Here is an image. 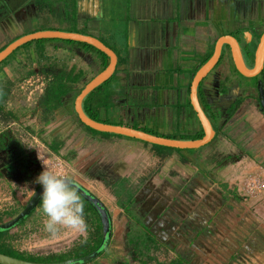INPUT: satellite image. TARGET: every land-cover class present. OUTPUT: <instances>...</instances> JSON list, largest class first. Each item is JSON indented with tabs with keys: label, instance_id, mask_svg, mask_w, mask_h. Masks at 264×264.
<instances>
[{
	"label": "crops",
	"instance_id": "crops-1",
	"mask_svg": "<svg viewBox=\"0 0 264 264\" xmlns=\"http://www.w3.org/2000/svg\"><path fill=\"white\" fill-rule=\"evenodd\" d=\"M21 6L14 7L12 13H8L10 16L6 15L0 20V44L9 37L12 30L10 25L15 23V13ZM39 7L42 11L40 14L36 10ZM36 8L28 7L37 23L27 25V34L41 30L79 33L99 40L114 53L113 73L101 84L105 85L103 94L109 95L111 99L107 107L99 109V119L107 125L138 131L172 135L176 129L178 135H193L202 130L190 103V86L197 72L213 56L216 45L222 42L216 63L201 79L196 90L197 102L214 134L204 146L179 149L192 150V154L183 156L179 152H172L159 158L142 141L128 137L104 139L89 133L74 120V92L69 93L63 106L54 111L53 123L60 125L67 120L65 127H69V131L74 128L75 137L81 142L83 139L92 147L111 145L114 148L111 153H107L108 158H91L87 166H92L88 169L92 185L86 184L92 191L102 193L106 199L99 200L88 188L85 190L104 204H111L114 200L113 204L134 202L137 196L146 194L147 187L156 188L155 193L159 195L160 202L183 203L193 196L191 174L198 171L196 184L198 189L201 186L203 189H199L201 194L197 202L209 200L213 203L208 201L206 205L203 202L204 208L197 212L196 221L195 215L187 214L188 220L198 224L199 230L195 234L201 235L206 244L209 243L208 238L212 237L216 246L225 251L224 260L229 257L237 260L239 257L248 261L251 256L255 264H264V208L261 205L256 207L254 200L241 205L237 196H240L239 187L236 191L234 186H227L231 194L225 189L214 192L210 199L205 196L207 192L213 191L207 186L212 187L210 183L217 182L213 173L225 164H232V171L237 170L239 174L251 170L256 174L252 177L264 181V52L261 73L254 76V82H242L236 78V73L246 80L254 77L243 76L236 69L228 42L231 39L237 43L242 63L246 70L251 71L264 32V0H75L67 13L60 14L63 21L68 19L66 29L42 24L47 21L45 13H56L61 9L53 10L46 6ZM37 46L30 45L19 57L16 56L19 60L16 67L13 66V59L10 63L7 61L0 71V81L11 87L4 111L14 115L12 120L7 121L13 134L20 133L19 130L32 129L35 125L32 119L36 120L39 113L37 109L36 115L31 114L30 111L35 110L27 109L28 105L25 107L23 104L22 108V102L18 100L20 94L14 85L24 76L38 72L44 74L47 83L53 76V69L73 70L81 75L75 83L76 89L85 86L109 64L106 56L108 64L103 68V60L97 54L77 44L50 42ZM40 48L43 49L41 54L37 53ZM10 69L14 71L13 74ZM210 73H213L214 81L204 85ZM255 82L256 89L253 88ZM172 113L178 117L177 120L173 119L176 122L174 127L169 123L172 122ZM58 130L52 137L54 148H58L60 142L57 140L62 137L61 128ZM219 149L224 151L218 152ZM216 153L219 156L213 157ZM223 153L225 156L221 155ZM117 164L120 169H115ZM6 174L2 172L0 175V188H3L0 199L8 201L11 198L19 203L20 196L10 188L15 184H7L3 178ZM218 182L223 183L220 180ZM218 182L214 184L220 186ZM184 192L187 193L185 196ZM195 202L191 201L190 204ZM224 202L229 206L226 211L221 207ZM211 204L214 208L210 207ZM113 207L116 208L110 205L114 211ZM110 208L106 210L111 231V220L114 219ZM116 213L119 215V212ZM204 235L209 237L206 239ZM241 252H245L244 255ZM97 260L98 257L93 263L97 264Z\"/></svg>",
	"mask_w": 264,
	"mask_h": 264
},
{
	"label": "rangeland",
	"instance_id": "rangeland-1",
	"mask_svg": "<svg viewBox=\"0 0 264 264\" xmlns=\"http://www.w3.org/2000/svg\"><path fill=\"white\" fill-rule=\"evenodd\" d=\"M18 1L19 4L17 3V0H6L7 6L6 9L4 8L3 12H0V20L6 15L10 16L8 13H12L11 10L14 7L23 5L27 0ZM59 1L63 4L66 3L68 8L71 5V1L69 0ZM29 2L38 7L34 0H30ZM59 5V9H61L62 4ZM68 8L66 11L69 10ZM40 9L41 7L36 9L39 14L42 13ZM17 10L18 11L15 13V23L10 25V29L12 28V30L10 31L9 37L4 38L0 45H4L8 43L9 40H16V38H20L27 34L26 30H29L27 25L37 23L34 20L33 13L30 12L27 6L23 5ZM61 10L56 13H45L47 21L42 22V24L45 23L46 27H54L55 25H58L60 29H66L68 27V19L67 21H63L60 14L67 12ZM25 21L26 23L23 24ZM39 24L41 25L40 21ZM24 26L26 28L22 31ZM35 46L41 47L43 45L33 43L32 47ZM23 50L24 49H19L14 55H12L9 58L8 63L15 59V61H13V66L16 67L17 62L19 61L16 56L19 57V54H22ZM21 60H24V58H21ZM37 71H39V69ZM10 72L11 74L14 73L11 69ZM36 73L31 76H24L14 85L20 94L18 97L19 99H17L22 102L21 105L23 104L25 107L28 105L26 107L27 109L30 108L31 110H35L30 111V113L34 115L37 114V109L39 111V100L46 84L44 74L41 75L40 73ZM235 76H237L236 78L239 81L246 83L254 82L255 79L254 77L251 80H246L238 73H236ZM213 81V73H210L204 80L203 84H211ZM71 98L74 99L72 96ZM172 117V122L169 121V123L174 127L176 124L174 120H177L178 117L176 113L175 116H173L172 113ZM38 118L39 117L36 115V120H34L35 118L32 119L35 124L32 129L30 128L26 131L19 130L18 132L20 133L14 134L12 127H8L9 122H0V169L2 172L7 173L6 176H3V178L6 179L7 184H15V186L10 188L15 190V193L20 196V199H18L19 203H16L11 198L8 201L0 199V209L6 208L8 210H19V213L27 204L35 190L40 186L34 183V181L45 168L53 173L72 180L75 183L77 182V184L81 185L84 189L88 188V190L92 191L93 189L86 184L89 183L92 185V176H89L91 172L88 171L92 166L89 168L87 167L89 160L98 157L108 158L109 154L107 153H111V150L114 149L111 145H93L92 147L91 145L89 146L90 143H86L83 139L81 142L79 138L75 137L74 132H76V130L74 128H72V131H69V127H65V125H67V120L63 121L60 125L57 123H55V125L52 121L46 125L48 127L44 128L43 123H41ZM185 122L186 119L184 120V123ZM179 125L181 124L179 123ZM59 127L61 128L62 137H59V140H57V142H60L58 148L57 146L54 148L55 143L53 142L52 137L55 132L59 131ZM161 134L165 133L162 132ZM172 135H178L176 129L173 130ZM76 147H78V149H76ZM220 150L224 151L223 149H219L218 152H220ZM191 151L192 150L181 151L179 153L183 156H187L188 154H192ZM217 154L218 153H216L215 156H212L218 157L219 155ZM221 155L225 156L224 153ZM225 158L226 157H224V159ZM209 162H212V160H209ZM11 164L12 166L10 167L9 165ZM118 164L115 166V169H120ZM231 165L232 164H225V166L223 165L222 168H219L217 172L213 173V175L217 177L216 181L218 182L220 180L223 183L218 182L221 184L220 186L214 184L217 182L210 183L212 187L207 186V188H212L213 191L207 192L205 196L210 199L214 192L218 193L223 190L225 191V189L228 191L230 187L233 186L235 190H238L239 187L240 196H237L241 201V205L246 204V201L248 200H254L256 201V207L261 205L264 208V181H260L258 177H252L256 174L251 170L241 172V174H239L237 170L236 172L235 170L232 171ZM93 168L91 170H93ZM213 168L216 169V166L213 165ZM2 172H0V175H2ZM197 172L198 171H195L191 174V181L194 183V186H192L191 189L193 191H191V193L193 192L195 198L191 196V198H189L190 200L184 201L183 203L170 202V204H165V202H160V199L157 197L159 195H156L155 193V187H147L146 194H143L142 197L137 196V200L134 202H120V204H113L115 200L111 202V204H104V202H101L106 209L108 207L110 208V205H114L117 209L113 207V211L112 208H110V214L114 219L111 220V235L108 240V245L104 249L105 251L102 252L100 257H98L97 264H255V260L252 261L251 256L248 257V261H245V259L242 260L239 257L237 260L232 257L225 258L224 260L222 258H224L223 254H226L224 253L225 251H221V247L216 246L217 243H214L212 237L204 235V238L206 239L209 237V243L207 242L206 244V241H204L203 238L201 239V235L195 234V231L199 230L198 224L196 222H191L186 216L188 213L192 216L195 215L194 220L196 221L197 212L200 211L201 208H204L203 202H205L206 205L210 202L209 200H205L202 203L197 202L201 194L199 192L203 189L201 186L199 190L197 186L198 184H196ZM252 179L254 180L251 181ZM255 181L260 182V186H256L250 191V186L248 185ZM117 185L120 186V183L117 182ZM227 186H230L229 189ZM179 188L180 187H178V189ZM2 189L3 188H0V192L3 191ZM105 190L111 192L109 189ZM92 192L99 200L103 201L106 199L103 194L97 190ZM142 193H144V191H142ZM229 193L231 194V192ZM186 194L187 193L185 192L183 193L184 196ZM186 197L188 198V196ZM187 198L184 197L183 199L187 200ZM191 201L196 202L190 204ZM210 203H213V201ZM165 206L168 207L166 210ZM210 207L214 208L212 204ZM221 207L223 211H226L227 208L229 209L228 204L225 202ZM168 209L170 210L169 212ZM119 210H121V212ZM116 212H119V215H117ZM44 219L45 218L42 216L41 212L38 211L22 227H20L17 230L20 232V237L14 242L15 247L26 253L43 257L65 254L66 252L73 250V248L79 243H82L88 236L85 227L83 230H78L60 226L55 235L48 234L43 230ZM211 219L212 216H210V220ZM261 219L262 217L260 220ZM9 220L10 218L6 219L4 222ZM260 220L258 219V221ZM241 253L244 255L245 252ZM89 264L95 263H93L92 260V263L90 261Z\"/></svg>",
	"mask_w": 264,
	"mask_h": 264
},
{
	"label": "trees",
	"instance_id": "trees-1",
	"mask_svg": "<svg viewBox=\"0 0 264 264\" xmlns=\"http://www.w3.org/2000/svg\"><path fill=\"white\" fill-rule=\"evenodd\" d=\"M12 1V0H11ZM71 1L70 8L74 6L75 0H69ZM9 2V1H8ZM35 4L38 6H46L53 10H58L60 8L59 4L61 5V9L66 11L68 6L63 4L59 0H34ZM66 2V1H65ZM6 0H0V12H3L4 8L6 9ZM68 12V11H67ZM17 39V38H16ZM14 41V40H12ZM12 41H9L4 46L0 47V51H2L9 43ZM63 43L67 45L71 44H77L84 50L93 52L97 54L103 61H102V67L105 68L108 64V58L105 54L98 51L94 47L82 44V43H76L73 41H63V40H57V39H42V40H36L29 43H26L22 45L21 47L17 48L15 51H13L7 58H5L0 63V71L2 68L7 64V61L9 58L14 55L19 49H25L28 46L32 45L33 43L41 44L44 43ZM43 49L40 48L37 53H42ZM52 78L46 83L45 88L43 90V94L41 95V98L39 100V113H38V119L41 123H43L44 126L49 124L53 121V113L58 108H61L63 106V102L65 97L71 93L74 92L75 96L79 94V92L82 90L84 85L74 89L75 83L79 80L81 77L80 73H74L73 70L67 71L66 69L62 68L60 70L53 69ZM263 73V72H262ZM104 84L97 87L95 90H93L91 93H89L82 101V110L85 113V115L90 118L91 120L95 122H101L99 119V109L107 107V104L110 101L109 95H104L102 89L104 88ZM10 86L3 84L0 81V122H7L14 118V115L10 113V111H4L5 104L7 102V99L10 95ZM73 116L79 126L84 128L86 131H88L91 134L100 135L104 139H108L109 137H117V138H125L123 136L114 135V134H108V133H102L95 130H92L80 123V121L77 119L76 114L73 112ZM102 123V122H101ZM105 123V122H103ZM106 124V123H105ZM142 132L148 133L153 136L157 137H164L172 140H179V141H193V140H199L203 136L202 130L195 134L191 135H162L158 134L157 132L153 131H146V130H140ZM144 145H149L151 149L155 152L156 155L159 156V158L166 157L170 155L172 152H181L179 149L174 148H168L158 145H152L143 142ZM55 150V149H54ZM264 169V166H263ZM80 186V185H78ZM83 190H85L83 188ZM86 191V190H85ZM88 193V191H87ZM81 200L84 204V224L86 231L88 233L87 238L83 240L82 243H79L73 250L66 252L65 254H56V255H50V256H36L30 253H26L24 251L19 250L15 247L16 240L20 237L17 230L22 227L32 216L40 211V202L37 204V206L30 212V214L24 218L19 224L15 225L14 227L8 229V230H2L0 231V254L19 259L24 260L28 262L33 263H59L63 262L69 259L73 258H79L86 256L90 254L91 252L97 250L100 248L102 243V227L100 220L94 211V209L90 206V204L85 201L82 197ZM19 210H8V209H0V224L4 223V221L8 218L14 217ZM110 238V233H109ZM108 243V242H107ZM101 250L98 257L104 252L106 246Z\"/></svg>",
	"mask_w": 264,
	"mask_h": 264
},
{
	"label": "water",
	"instance_id": "water-1",
	"mask_svg": "<svg viewBox=\"0 0 264 264\" xmlns=\"http://www.w3.org/2000/svg\"><path fill=\"white\" fill-rule=\"evenodd\" d=\"M42 39L44 40L57 39V40L73 41L77 43L87 44V45L94 47L98 51L102 52L109 58L108 66L97 76L93 77L84 86V88L79 92V94L76 96L74 100V112L76 114L77 119L80 121L82 125L92 130L98 131V132L133 138L135 140H139V141H142L148 144L158 145V146H163V147H168V148H174V149L198 148V147L206 145L212 139L214 132L212 130V127L210 125L208 118L206 117L205 113L203 112V110L201 109V107L199 106L197 102L196 90H197V87L201 79L204 76H206L208 71H210V69L216 63L219 57L220 47H221L222 42H219L216 45L213 56L197 72L190 86V103L200 123V126L203 130V137L199 140L179 141V140H172L168 138L153 136V135H150L142 131L130 129L128 127L111 126V125L95 122L85 115V113L82 110L83 99L91 91H93L96 87L100 86L103 82H105L111 76L114 70V66H115L114 53L108 47H106L103 43H101L99 40L93 37L82 35L79 33L62 32V31H57V30H41V31L25 34L21 36L20 38H17L16 40H14L10 44H8L2 51H0V63L5 58H7L13 51L21 47L22 45L32 42V41L42 40ZM228 42L231 47V55H232L234 65L241 75L246 76V77H254L258 73L261 72L263 68L264 32L260 37V41H259L257 51H256V59H255L254 67L251 69V71L246 70V68L244 67L242 60H241L239 47L237 43L231 39H228ZM75 185L78 186L76 183ZM78 188H79L81 197L90 204V206L94 209V211L96 212L100 220L101 227H102L101 246L99 249L91 252L90 254L86 256L69 259L63 262H59V263H50V264H86V263H89L90 261L98 257L99 253L104 248L109 238L110 218L104 206L97 198L87 193L85 190H83V188H81L80 186H78ZM41 191H42V187L39 186L35 190V192L32 194L27 204L23 207V209L15 217L11 218L7 222L0 224V231L8 230L14 227L15 225L19 224L24 218H26L30 214V212L39 203ZM0 264H48V263H33V262L19 260V259H15V258L6 256V255L0 254Z\"/></svg>",
	"mask_w": 264,
	"mask_h": 264
},
{
	"label": "clouds",
	"instance_id": "clouds-1",
	"mask_svg": "<svg viewBox=\"0 0 264 264\" xmlns=\"http://www.w3.org/2000/svg\"><path fill=\"white\" fill-rule=\"evenodd\" d=\"M34 183L42 187L39 202L46 233L55 235L60 226L83 230L84 204L74 182L45 168Z\"/></svg>",
	"mask_w": 264,
	"mask_h": 264
},
{
	"label": "flooded vegetation",
	"instance_id": "flooded-vegetation-1",
	"mask_svg": "<svg viewBox=\"0 0 264 264\" xmlns=\"http://www.w3.org/2000/svg\"><path fill=\"white\" fill-rule=\"evenodd\" d=\"M12 1H16V0H12ZM30 0H27L23 5H25V6H27V7H29V6H31V7H35L36 8V6H34L33 5V3H31V2H29ZM19 1L17 0V3H18ZM19 4V3H18ZM37 9V8H36ZM68 9H70V7L68 8ZM69 11V10H68ZM262 71V70H261ZM261 73V72H260ZM257 76V75H256ZM255 76V77H256ZM255 84V87H253V88H255L256 89V82L254 83Z\"/></svg>",
	"mask_w": 264,
	"mask_h": 264
},
{
	"label": "built area",
	"instance_id": "built-area-1",
	"mask_svg": "<svg viewBox=\"0 0 264 264\" xmlns=\"http://www.w3.org/2000/svg\"><path fill=\"white\" fill-rule=\"evenodd\" d=\"M251 181H252V180H251ZM248 186H250V187H249V190L252 191L256 186H260V182H256V181H255V182H251V183H249ZM248 186H247V187H248Z\"/></svg>",
	"mask_w": 264,
	"mask_h": 264
},
{
	"label": "bare ground",
	"instance_id": "bare-ground-1",
	"mask_svg": "<svg viewBox=\"0 0 264 264\" xmlns=\"http://www.w3.org/2000/svg\"><path fill=\"white\" fill-rule=\"evenodd\" d=\"M103 205V204H102ZM104 206V205H103ZM105 208V207H104ZM105 210H106V208H105ZM107 211V210H106ZM107 213H108V211H107ZM108 216H109V213H108ZM110 218V217H109ZM111 232V231H110ZM108 240H109V238H108ZM108 240H107V242H108ZM107 245H108V243H107ZM107 247V246H106Z\"/></svg>",
	"mask_w": 264,
	"mask_h": 264
}]
</instances>
